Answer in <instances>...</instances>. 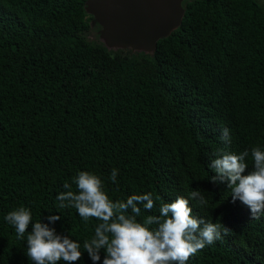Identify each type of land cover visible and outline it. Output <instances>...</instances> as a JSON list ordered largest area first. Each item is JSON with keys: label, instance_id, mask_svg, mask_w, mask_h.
I'll return each mask as SVG.
<instances>
[{"label": "trees", "instance_id": "16d2710c", "mask_svg": "<svg viewBox=\"0 0 264 264\" xmlns=\"http://www.w3.org/2000/svg\"><path fill=\"white\" fill-rule=\"evenodd\" d=\"M85 1L0 0V264H32L27 233L4 220L22 206L33 223L60 216L50 226L84 252L98 222L56 199L81 171L113 201L151 192L157 208L200 189L193 215L231 232L187 264H264V212L251 219L209 167L220 149L264 150V3L185 0L180 26L147 55L89 39L99 26Z\"/></svg>", "mask_w": 264, "mask_h": 264}, {"label": "clouds", "instance_id": "9594fccd", "mask_svg": "<svg viewBox=\"0 0 264 264\" xmlns=\"http://www.w3.org/2000/svg\"><path fill=\"white\" fill-rule=\"evenodd\" d=\"M220 139L230 143L227 128L222 130ZM209 167L215 173L210 182L226 184L232 202L240 201L250 209L251 219H259L264 212V150L254 146L237 154L220 149ZM117 174L118 170L112 169L108 177L113 184H117ZM72 184L76 191L71 190ZM63 187L66 191L56 197L59 207L75 208L83 222H98L93 237L83 241L92 264H101L102 251V264H187L190 257L220 240L222 233L231 232L219 219L214 223L193 215L190 200L196 201L197 206L207 203L200 189H193L188 198L178 196L172 202H161L157 208L151 192L113 201L104 190L101 177L88 171L78 172L72 183L65 182ZM154 209V214L138 221L142 211L153 213ZM60 219L49 215L48 223H33L31 209L23 206L4 217L15 229L18 240H24L27 233L25 255L32 264H76L84 253L80 251L81 244L50 226Z\"/></svg>", "mask_w": 264, "mask_h": 264}, {"label": "water", "instance_id": "95a60500", "mask_svg": "<svg viewBox=\"0 0 264 264\" xmlns=\"http://www.w3.org/2000/svg\"><path fill=\"white\" fill-rule=\"evenodd\" d=\"M182 0H86L84 9L99 26L108 51L152 55L159 40L176 30L183 18Z\"/></svg>", "mask_w": 264, "mask_h": 264}, {"label": "rangeland", "instance_id": "374dc122", "mask_svg": "<svg viewBox=\"0 0 264 264\" xmlns=\"http://www.w3.org/2000/svg\"><path fill=\"white\" fill-rule=\"evenodd\" d=\"M261 2H263L264 3V0H260ZM95 26V25H94ZM98 30H97V28L95 29V30H91L90 31V33L88 34V38L89 39H91V40H95L96 39V37L98 36ZM98 40H99V38H98ZM100 41V40H99Z\"/></svg>", "mask_w": 264, "mask_h": 264}, {"label": "flooded vegetation", "instance_id": "af4514ba", "mask_svg": "<svg viewBox=\"0 0 264 264\" xmlns=\"http://www.w3.org/2000/svg\"><path fill=\"white\" fill-rule=\"evenodd\" d=\"M260 1V0H259ZM184 2H185V0H182L181 1V5H182V8L184 9Z\"/></svg>", "mask_w": 264, "mask_h": 264}]
</instances>
